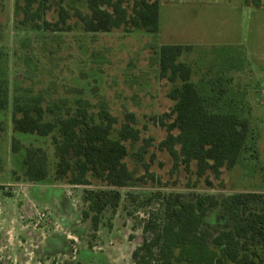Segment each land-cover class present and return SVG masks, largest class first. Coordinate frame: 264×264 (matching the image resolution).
<instances>
[{
	"label": "rangeland",
	"instance_id": "rangeland-1",
	"mask_svg": "<svg viewBox=\"0 0 264 264\" xmlns=\"http://www.w3.org/2000/svg\"><path fill=\"white\" fill-rule=\"evenodd\" d=\"M182 1L159 0L160 30L151 34L133 28L86 32L73 14L76 9L88 12L87 0H43L37 26L24 22L23 13L15 9L16 0H0V80L8 98V106L0 110V264H134L133 250L145 237L151 238L144 236L143 224L152 213L161 211L168 195L180 194L195 201L205 195L222 199L237 193L264 194V151L259 146L249 149L253 138L264 145L259 39L247 31L237 41L223 37L225 26L237 25L232 9L228 8L227 17L222 7ZM133 4L134 0H126L124 5L130 11ZM62 8L69 13L65 24L60 17ZM163 45L191 47L179 62L191 67V81L208 111L234 114L251 123L254 134L248 135L237 165L223 168L218 179L211 173L199 178L195 163L188 167L176 163L160 147L169 134L167 125L174 119V115L166 117L175 105L170 92L179 85L160 77L159 49ZM238 46L244 52L242 62L250 70H228L230 61L226 63L225 58ZM225 67L234 79L225 86L223 96ZM94 89L97 91L92 93ZM16 98L37 101L45 111V121L67 118L85 108L99 122L107 112L116 120L114 139L129 122L128 116H133L130 124L140 138L125 143L128 155L124 162L135 182L117 189L119 206L106 209L98 232L93 231L91 219L83 217L89 206L86 192L111 188L92 175L90 185L57 181L53 136L13 129ZM54 135L58 136V130ZM14 138L23 147L18 153L12 151ZM29 147L43 148L48 157V177L39 183L24 177ZM203 224L217 235L228 219L218 208L207 214ZM257 253L264 260V250L257 249Z\"/></svg>",
	"mask_w": 264,
	"mask_h": 264
},
{
	"label": "trees",
	"instance_id": "trees-1",
	"mask_svg": "<svg viewBox=\"0 0 264 264\" xmlns=\"http://www.w3.org/2000/svg\"><path fill=\"white\" fill-rule=\"evenodd\" d=\"M46 2L64 0H45ZM43 0H16V11L24 15L25 23L37 26L41 18ZM126 0H87L88 12L76 9L74 16L86 32H111L115 29H141L157 34L160 30L159 0H134L129 11ZM61 22L69 18L60 11ZM50 27V24L48 25ZM191 49L184 45H163L159 49L160 77L179 83L170 92L175 102L167 125L168 136L160 144L172 159L186 165L195 163L197 176L211 173L218 179L223 168H234L241 157L249 135V123L234 114L208 111L198 89L191 81L192 69L179 62V57ZM8 106V98L0 80V110ZM45 111L37 101L32 103L16 98L12 124L15 132L52 135L57 159L55 177L71 185H90L89 175L96 177L109 190L86 192L88 210L83 217L91 219L92 229L98 232L103 213L108 207L117 209L121 201L117 189L135 182L133 173L124 160L128 155L125 145L138 141L139 131L131 126L133 119L122 125L117 139L112 137L116 124L107 112L100 121L80 108L67 118L44 120ZM164 118L160 120L164 126ZM58 130V136L55 131ZM177 131L174 135L172 132ZM22 144L16 138L12 151L18 153ZM24 177L31 183L44 181L49 174L46 152L41 147L25 150ZM141 181V178L136 180ZM221 208L228 219L224 230L217 235L204 226L211 210ZM92 214V216L90 215ZM229 223L231 225H229ZM145 237L132 252L134 264H264L257 249L264 250V194L237 193L217 199L214 195L198 196L187 201L180 194H170L159 213H152L143 224ZM134 238L132 235L129 237ZM219 249L220 253L213 249Z\"/></svg>",
	"mask_w": 264,
	"mask_h": 264
},
{
	"label": "crops",
	"instance_id": "crops-1",
	"mask_svg": "<svg viewBox=\"0 0 264 264\" xmlns=\"http://www.w3.org/2000/svg\"><path fill=\"white\" fill-rule=\"evenodd\" d=\"M177 1V0H176ZM191 0L189 3H196V4H205L207 6H215V7H222L224 15L229 17V12L231 9L233 10L234 19L237 20V25L235 27H224L223 30V37H228L231 41H237L240 38H242L243 31L249 32L251 35L254 36V38H258V44L260 46L259 52V69L261 71V74L264 73V0ZM185 1L183 0L182 3ZM234 2V3H233ZM230 10H229V9ZM226 10V11H224ZM241 35V36H240ZM230 57L226 61H230L228 64V70L231 69V67L237 71L244 69L245 65L242 62V59L244 58V52L240 49V46L237 47V49L233 48L231 49V52H229ZM232 60V61H231ZM227 63V62H226ZM243 65H242V64ZM227 67L224 68V72L222 74V80H223V89H222V95L227 94L226 85L230 84V81L234 79L232 76L227 74L225 70ZM245 69H247L245 67ZM247 70H250L249 68ZM262 77V76H261ZM233 81V80H232ZM264 87V84H262ZM250 94V93H247ZM262 96L264 97V89ZM249 123V135L254 134V131L251 129V123L248 119ZM252 141V145L249 149H258V146L261 147L262 151H264V145L260 146L255 142ZM264 153V152H263ZM258 155V153H257ZM237 165V164H236ZM248 193V192H247ZM256 193V192H251ZM138 243V242H137ZM141 243H138L139 246Z\"/></svg>",
	"mask_w": 264,
	"mask_h": 264
},
{
	"label": "water",
	"instance_id": "water-1",
	"mask_svg": "<svg viewBox=\"0 0 264 264\" xmlns=\"http://www.w3.org/2000/svg\"><path fill=\"white\" fill-rule=\"evenodd\" d=\"M97 91V89H94L93 91H92V93H95Z\"/></svg>",
	"mask_w": 264,
	"mask_h": 264
}]
</instances>
